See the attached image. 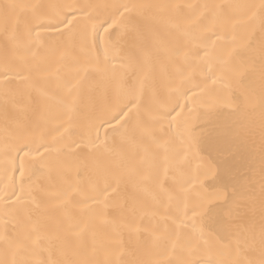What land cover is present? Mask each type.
Here are the masks:
<instances>
[{"label":"bare ground","instance_id":"1","mask_svg":"<svg viewBox=\"0 0 264 264\" xmlns=\"http://www.w3.org/2000/svg\"><path fill=\"white\" fill-rule=\"evenodd\" d=\"M0 264H264V0H0Z\"/></svg>","mask_w":264,"mask_h":264}]
</instances>
